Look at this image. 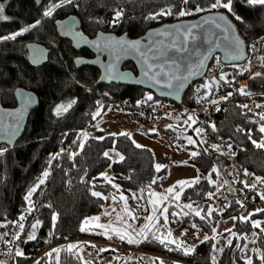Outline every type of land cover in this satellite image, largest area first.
Here are the masks:
<instances>
[{
  "label": "trees",
  "instance_id": "1",
  "mask_svg": "<svg viewBox=\"0 0 264 264\" xmlns=\"http://www.w3.org/2000/svg\"><path fill=\"white\" fill-rule=\"evenodd\" d=\"M52 2L58 0H42L41 6L35 0H0V3L5 4L3 15L9 17L8 20H0V37L10 36L29 27L37 20L41 21L37 27L23 32L15 40L0 39V104L4 108H15L17 106L15 94L21 88L35 93L40 101L38 109L28 120L24 136L12 147L0 143V149H7L0 156V225H7L0 226V233L4 230L3 233L9 234L4 237L1 247L4 249L22 240L14 241L11 245L5 242L18 230L15 224L22 214L26 219L22 221L25 227L21 238L29 233L31 224L36 219L43 222L39 226L37 238L23 244L24 256L16 257V264H35L36 261H40V264H55V254L53 258H49L45 253L68 244H78L79 251L83 248L94 249L95 247H92L94 244H90L87 240L94 243L106 239L99 234V230L90 229L81 232L80 227L86 217L101 215L107 203L106 199L93 197L91 191L101 192L109 198L115 195L117 199L122 193L128 198L131 206L134 201L132 194L136 193L138 197H143L138 201L147 209L146 213H150L152 205L148 203L149 193L154 192L155 184L152 181H165L169 175L168 169L156 171V159L151 149L136 148L132 138L126 136L112 137L104 131L97 130L89 137L103 136L104 140L88 138L82 151L72 143L81 130L86 131L103 120V114L108 111L112 100L137 104L150 92L116 84L96 87L100 72L94 68L77 70L74 64V60L78 57L90 59L94 55L87 50L76 52L70 41L60 37L56 22L74 16L80 22L79 30L91 39L99 32L116 36L126 34L129 39H138L150 29L183 20H194L209 13L201 12L184 17L169 15L149 20L146 19L149 14L168 6L176 5L173 12L178 11L182 6L180 0H74L73 5H65L57 9L51 17H44L43 12ZM210 2L211 0H190L187 7L189 10L194 9L197 4L206 7ZM233 8L246 23L236 21L223 8L218 11L213 10L211 13L228 15L248 48L253 42L264 37V7H249L241 3V0H234ZM117 9H123L124 14L119 22L113 24L111 21ZM31 43L43 45L50 50L49 60L43 67L36 68L29 62L28 45ZM216 60H220V57H215L211 65ZM240 66H247V62L227 66V71L231 72L230 75H235L237 67ZM124 69L137 73L133 63L126 65ZM254 84L251 82L249 90H255ZM192 96L191 86L184 93L182 105H191ZM67 99L74 100V105L64 115L56 116L54 110ZM101 104L103 105L101 114L94 120L93 114ZM239 106L240 104L233 102L223 107L215 118L216 131H206V138L201 133L200 140L194 136L196 132L193 131L183 134L187 138L191 137L195 143L191 146L187 143L178 149L188 147L199 153L191 157L189 163L198 170L197 176L200 179L199 183L183 190L178 202L180 207L176 206L175 201L169 205L168 227L172 230L173 237L175 233L191 229L194 223L203 235L207 234L211 237L214 235L212 228H217L222 219L239 217L242 207L236 201H240L242 195L246 197L254 195L257 200L260 199L264 185L257 184L261 189L259 192L244 188L240 181L248 182L255 176L264 177V149L254 147L247 137L250 131L252 139L260 141L264 134L259 133L258 129L264 121L243 114ZM238 127L244 131L238 132ZM83 139L81 137V140ZM228 143L233 145L232 151L236 153L235 156L222 155L221 152L210 147L217 144L223 151ZM113 147L124 156L123 161L113 162L103 155ZM61 148L65 153L49 165L51 155L59 152ZM204 149L208 151L205 152ZM69 151H79V155L74 160H70L67 155ZM223 152L227 153V149ZM213 167L218 169V174L212 172ZM244 169L254 176L245 177ZM45 170L50 171L51 174L31 197L36 210L28 214L26 212L28 202L24 197L38 179L42 178ZM108 171L111 172L110 178H114L113 183L120 186L119 191L100 177V173ZM209 177L213 183L208 182ZM220 180H223L224 186L217 191ZM208 192L215 193L212 199L207 198ZM237 193L240 196L233 199L226 210L213 212L210 221H201L194 215H181L178 218L171 215L172 212H181L182 206L189 203H192L193 207L198 205L206 211L209 205L212 206L214 199L234 197ZM151 199L155 200L154 196ZM47 204H51V208L44 207ZM133 207L136 208L135 214L138 219L141 218L142 213L136 206ZM184 211L188 210L184 209ZM53 212L58 214L54 230L51 220ZM177 219L179 222H176ZM50 231L53 232L51 237H49ZM233 231L238 236L247 234L248 237L254 238L253 240L256 241L253 244L254 248L264 252V233L256 232L258 235L253 236L256 229L252 228L250 221L245 223L237 219ZM236 244L243 246L246 240L235 237L232 246H226L223 252L219 253L213 248L214 240L210 239L203 243L200 240L195 244V252L189 256L183 255L182 251H169L152 239L136 247L124 243L123 249L141 252L138 255L140 264H159L161 259L157 256L178 262L173 264H213V257L216 264H245L243 257L246 253L236 248ZM170 247L174 249L176 245ZM112 251L111 249L105 251L103 255ZM252 259L253 264H261L254 252ZM60 264H85V262L83 259H77L75 255L61 251Z\"/></svg>",
  "mask_w": 264,
  "mask_h": 264
},
{
  "label": "snow or ice",
  "instance_id": "2",
  "mask_svg": "<svg viewBox=\"0 0 264 264\" xmlns=\"http://www.w3.org/2000/svg\"><path fill=\"white\" fill-rule=\"evenodd\" d=\"M190 3V0H180V6L178 8V11L173 12V8L177 7L176 5L168 6L165 8H162L160 11L156 13H151L149 14L146 19L149 20H155L158 17H163V16H169V15H176L178 17H184L187 15H194L196 13H201V12H209L211 13L213 10H219L221 8L225 9L227 13L231 14L234 19L240 23H246L244 21V18L240 15H237L234 11L233 4L234 0H211L209 4H207L206 7L201 6L199 4L195 5L194 9L189 10L188 5ZM241 3L246 4V6H261L264 7V0H241ZM74 0H58V2H52L48 5L46 10L43 12L44 17H51L53 13L65 5H73ZM4 12V4L0 3V20H8L9 17L3 15ZM123 9H117L114 11V17L111 23L115 24L119 22V20L123 17ZM41 23L40 20H37L34 24L30 25L29 27H25L22 29V31H18L10 36H5V37H0L2 40H15L17 36L22 35L23 32H28L30 28H35L37 25ZM204 25H208L207 29H205V34L203 35V41L207 43L208 45L213 44L212 37L216 35V32L219 31L221 33H224L223 35V40L226 42L224 47H225V53L226 57L230 60H239L243 58V44L244 41L240 38L239 35L236 34L235 32V27L232 24V22L229 20L228 15L226 14H219V15H208L205 17L200 24H192V25H173L171 29L164 30L160 33H157V35H163L166 37H170V41L168 44V48L174 49L176 52H183L187 53L189 51V43H195L198 39H201L200 36L196 35L194 33V29L196 28H202ZM67 31L74 36L77 37L78 42L83 41L85 43H88V41L79 33H73L72 32V25H66ZM151 36V34H150ZM104 44L101 45L99 42H94L96 43L97 47H104L105 49L109 50L110 52L116 53V59H120V56L122 53H138L142 60H143V74L149 81L152 82L153 85H160L163 88L167 89H175L179 90L184 87L185 82L189 79L190 76L194 75L195 73L193 72V67L195 68H203L205 67V61H207L213 51L212 47H209L207 49L206 54H202L199 52L196 48L192 49L193 55H195L198 59L195 65L189 64L187 66V75H184L181 70H180V65L175 61L172 60L171 63L167 62H161V63H154L151 61H156L160 58V56L166 55L164 51H162L160 48L154 47L153 44L156 42H150L148 46L142 45L141 40H128V39H115L114 37H105L104 38ZM159 43L163 44V41H160ZM215 47H220V44L217 43ZM253 48H255V45H252ZM151 53V55H149ZM42 53L40 50H35L34 56H33V61L37 62L41 58ZM170 59V58H169ZM217 64H219V60H217ZM249 69H243L242 71H247ZM108 72H109V77L110 78H126L128 74L126 73H118L115 71V65L114 64H109L108 66ZM264 75L260 72H256L253 74L254 77H258ZM219 80L223 81L225 80V75L221 74L219 77ZM176 82L175 84L173 82ZM218 83L215 78L212 79L210 83H206L203 85L205 89L208 91L206 92L205 96L201 97L200 99H206L208 96L211 95V90L213 84ZM199 91V89L197 90ZM238 91L242 95H250V93L245 91V87H241L238 89ZM232 95L231 92H229L226 96L220 97V100H227L230 96ZM153 99L152 95H148L146 97V101H151ZM31 98H27L25 107H27V104L30 103ZM143 101V102H146ZM143 102H138L143 103ZM197 102H200L198 100ZM212 105H218L219 101L216 99H211L208 101ZM75 103V101L69 102L66 106L65 105H58L55 109L56 114L60 115L61 112H66L72 104ZM101 107L93 114V119L95 120L97 116L101 114ZM242 109H249V106L247 104L245 105H240ZM257 108H262L264 105L257 104ZM217 111H220V108H216ZM251 111V109H249ZM24 109H21V112H23ZM260 121H264V112L258 113ZM187 121H191L195 123V117L193 115H189L187 118ZM186 121V122H187ZM95 127L98 128V130L103 131V129L99 128V125H95ZM213 131H216V126L214 124L210 125ZM0 131H3V125L0 124ZM156 129H150V132H156ZM198 134L203 131V129L196 128L194 129ZM238 132H243L244 130L241 128H237ZM259 133L264 134V123H261L258 129ZM10 135L15 134V129H12L9 133ZM109 136L112 137H117V136H126L129 139H131V133H128L126 131H121L119 133H109ZM81 137L84 139L81 140ZM248 139L251 141V143L256 147L257 149H264V135H262V138L260 141L252 139L251 132L249 131L247 133ZM88 138H93L97 140H104L105 137L100 136V137H89V134L81 130L80 133L77 135V139L73 140L72 143L76 144L78 149L80 151L83 150L84 144ZM188 143L193 144L195 141L192 140L191 137H188ZM77 141L79 143L77 144ZM133 144L135 145L136 148H143L144 146L136 143L134 140L132 141ZM213 150L221 152V154H228L230 156H235L236 153L232 151L233 145L231 143H228L227 145V153L223 152L221 150L220 145L213 144L210 146ZM7 149H0V156L6 152ZM110 151L115 152V148L113 147ZM205 152L208 151V149H204ZM65 153V150L61 148V150L55 154H52L50 159H49V165H51V162L53 160H57L60 158L63 154ZM68 158L70 160H74V158L79 155V151H69L67 153ZM103 155L108 158L112 159V157L109 155V151H105ZM116 155L119 157V161L124 160V156L121 155L120 153H116ZM199 155L198 152H192L191 156L195 157ZM116 162V161H113ZM184 164H187V161L183 162ZM164 167L160 164H157L155 166L156 171H160V169ZM198 171V170H197ZM212 172H215L218 174V169L213 167ZM50 171L45 170L42 173V178L38 179V182L29 189L27 195L24 197L25 201L28 202V207L26 209V212L28 214H31L33 211L36 210L34 202L31 200V197L33 196L34 193L37 192V190L40 188L41 185L45 183V179L50 175ZM86 175V173H85ZM243 175L245 177L249 175H253L252 173H249L247 169L243 170ZM100 177L105 180L106 183L111 184L113 188H116L119 191L120 186L113 183L114 178H110L107 173H100ZM199 176L194 178L191 181H178L177 183L181 186L180 191H175L176 185H173L165 190L164 194H157L155 192L149 193V200L148 203L152 205V210L151 213L145 217V220L147 223L143 226L140 227V229L137 231L132 224H130L128 221L129 220H136L138 217L133 214V211L128 207L127 205V200L128 198L125 197L122 193L119 195V201H123V206L121 208V212L117 213L116 215V220L120 224V227H113L112 222L110 221L108 225L104 224H95V228L103 229V232L99 233L101 235H104L108 239H113V237L118 238L122 242H126L127 244H140L144 241H147L149 239H152L154 241H157L159 244L163 245L165 248H168L169 251H182L183 255L189 256L192 255L195 252L196 245H187L185 242L180 241L179 243L177 242V239L173 237L172 230L168 227L169 224V216H168V210L169 206H166L164 204L165 201H175L177 202L176 206L180 207L179 205V200H180V195L183 192V186L188 185L192 186L193 184L199 183ZM83 181V178H82ZM209 183H213V181L208 178ZM152 183H155V180L152 181ZM227 183V181H225ZM240 183L243 184L244 188H249L252 190H256L257 184L264 185V177H259L255 176L254 177V182L252 184H249L246 180H241ZM95 187V185H93ZM143 191V190H141ZM217 191H219V188H217ZM91 195L93 197H98L102 199H108L109 197H106L103 195V193L98 192V191H91ZM215 193L213 192H208L206 193V196L208 199H212ZM152 196H159V200H152ZM111 199L113 200V203L117 202V197L115 195L111 196ZM132 199H143L142 196L138 197L136 193L132 194ZM260 199L264 200V193L260 194ZM237 204H240L241 207H243V204L241 201L237 200ZM159 205V207L157 206ZM141 205H137L139 208ZM230 204H226L224 207H229ZM44 207H49L51 208V204L44 205ZM184 209H187L188 211H184ZM147 210V209H145ZM217 211L215 208H213L211 205L208 206L207 210L205 211L204 209L200 208L198 205L196 207H193L192 203L189 204H184L181 208V212H172L171 215L175 218L180 217L181 215L183 216H189V215H194L199 217L201 221H210L213 215V212ZM222 211V209H221ZM112 212H116V208H112L111 212H105V215L110 216ZM256 212H264V209H257ZM121 213H124L125 215H122ZM158 213V214H157ZM203 213V214H202ZM252 214H249L248 217L245 216H240V217H231L233 220H240L241 222H248L250 220ZM163 217L164 224L161 226L164 228V231H160V228L157 227L159 224L160 218ZM26 219L25 215H21L19 217V221L16 222L15 227L18 229L15 233L12 234L11 239L5 241L7 244L11 245L14 241H18L21 239V235L24 234V224L22 221ZM58 219V214L53 212L51 216L52 220V227L53 230L55 228L56 221ZM100 217H86L85 220L82 222V225L80 227V231H89L90 229L86 228L85 225H88L90 221H99ZM176 222H179L177 219ZM42 221L39 219H36L34 223L31 224V229L32 231L27 234V241H32L37 238L36 236V229L42 225ZM0 226H7V225H0ZM251 226L252 228L256 229L259 228L261 233H264V227H261V222L260 221H251ZM192 228L197 229L196 233H194L196 239H200L199 237V229L198 226L194 223L191 225ZM155 229V231H153ZM226 232L230 234L231 237H237V238H242V239H247V234H238L234 232L232 229H225ZM212 232L214 235L211 237L207 234L204 235L203 240H201V243L208 241L210 239L215 240L217 235H221L220 233H217L216 227L212 228ZM9 235L8 233H4L0 235V240H3L5 236ZM53 235V232H49V237ZM182 235H187V229H184L182 231ZM253 236L258 235L257 233H253ZM139 237V238H137ZM253 244L256 243L255 240L251 241ZM227 246L231 247L232 246V239L227 238L226 240ZM170 245H176V247L173 249L170 247ZM79 245L78 244H68L67 246H62L59 248H53L49 252L45 253V256L49 258H53V254H55V264H60V253L61 251H65L69 254L75 255L77 259L82 260L83 258L79 255ZM92 247H95V245H92ZM236 248L240 249L242 253L247 249V244H244L243 246L240 244L235 245ZM213 248L216 251L223 252V248L216 249V246L213 245ZM107 248H102L100 251H107ZM252 252L256 253L259 260L261 261V264H264V252H261L257 248L251 249ZM15 256L16 257H23L24 252L17 247L15 249ZM244 262L245 264H253V259L250 256L244 255ZM35 264H40V261H36ZM87 264V262H85ZM159 264H163V261H159ZM213 264H216L215 258L213 257Z\"/></svg>",
  "mask_w": 264,
  "mask_h": 264
},
{
  "label": "water",
  "instance_id": "3",
  "mask_svg": "<svg viewBox=\"0 0 264 264\" xmlns=\"http://www.w3.org/2000/svg\"><path fill=\"white\" fill-rule=\"evenodd\" d=\"M35 1L38 3L39 6L42 5V0H35ZM219 14H223V13H208L194 20H183L171 24H164L160 27L148 30L144 34V36L138 38L139 40H141L142 45L144 46H148L150 42H156L153 44V46L160 48L162 51L166 53V55L160 56L158 60L151 62L171 63L172 60H175L180 65V70L184 75H187V70H186L187 66L189 64L195 65L198 59L192 53L193 48H196L202 54H206L207 49L209 47L213 48L210 58L207 61H205V67L203 68L193 67V72L195 74L190 76L189 79L185 82L184 87L179 89L178 91L175 89L163 88L160 85H153L152 82L149 81L147 77H145L143 74V69H144L143 60L138 53H134V52L122 53L120 59L117 60L116 53L110 52L104 47H97L96 43H94V42H99L101 45H103L105 42L104 38L109 36L114 37L117 40L121 38L128 40H137V39H129L126 34H123L121 36H116L114 34H107L102 32H99L96 37L91 39L88 36H86L82 31L79 30L80 22L74 16H70L65 20L57 21L55 25L59 32L60 37L70 41L72 48L76 52L80 53L84 50H87L92 55H94V57L90 59L84 57H78L74 60V64L77 70H81L83 68H94L100 72V76L96 83V87L116 84V85L132 87V88H139L152 92L159 99L169 100L177 105H182L184 93L193 84L204 79V77L208 72L210 64L215 57L219 56L221 62L227 66H234L244 63L247 60V56H248L246 43L240 37L244 41L243 58L239 60H230L226 57V53H225L224 45L226 42L223 40L224 33L217 31L216 35L212 37L213 40L212 45H208L203 41L202 37L205 34V29H207L208 25H204L202 28L194 29V33L200 36L201 39H198L194 44L190 42L188 45L189 51L187 53L176 52L174 49L168 48L167 46L169 44L170 37L157 35V33H160L167 29H171L173 25L200 24L201 21L208 15H219ZM69 24L72 25V32L81 34L88 41V43H85L83 41L78 42L77 37L67 31L66 25ZM235 32L237 35H239L236 27H235ZM160 41H163V44L159 43ZM217 43L220 44V47H215ZM35 50H40V52L42 53L41 58L37 62L33 61ZM28 51H29V62L31 63L32 66L36 68H40L47 64L50 56V50L47 49L45 46L37 43H31L28 45ZM149 55H151V53H149ZM130 63H133L135 65V67L137 68V73L124 69V67ZM109 64L115 65L116 72L128 74L126 78L123 79L110 78L108 72ZM173 83L175 84L176 82L174 81ZM15 96L17 100V106L15 108L13 109L4 108L0 104V124L3 125V131H0V143L9 147L14 146L24 136L28 120L31 114L38 109L40 103L39 98L35 93L22 88L17 90ZM29 97L31 98V101L30 103L27 104V107H25L26 100ZM21 109H24V111L21 112ZM12 129H15L14 135L9 134Z\"/></svg>",
  "mask_w": 264,
  "mask_h": 264
},
{
  "label": "rangeland",
  "instance_id": "4",
  "mask_svg": "<svg viewBox=\"0 0 264 264\" xmlns=\"http://www.w3.org/2000/svg\"><path fill=\"white\" fill-rule=\"evenodd\" d=\"M5 6V4H4ZM74 101V100H65L62 104L60 105H67L69 102ZM74 103L72 104V106ZM71 106V107H72ZM71 107L66 111V112H61L60 115L56 114V111L54 110V114L56 116H61L67 113ZM103 120L98 121L97 125H99L100 129H103V131L109 135V133H119L121 131H126L128 133H131V138L134 140L136 143H139L143 145V148H149L154 152L155 159H156V165L160 164L164 167L162 169H168L169 175L168 178L165 181H156L154 184V192L157 194H164L165 190L173 185H176L175 191H180L181 186L177 183L178 181H191L194 178L197 177L198 171L195 167H193L189 163V159L192 157L191 153L195 152L192 148H185V149H171L168 148L165 143L163 142L162 138L157 136L155 132L150 133V129L153 128H148L145 126H142L138 123H135L134 121H129L127 118H124L119 111L114 108L113 106L108 108V111H106L103 114ZM193 123V122H192ZM98 130L97 127H90L86 132L89 135H94L95 132ZM196 137H198L201 140L202 134L201 133H195ZM191 146V144H189ZM118 151L112 152L109 150V155L112 157V161L119 162V157L116 155ZM119 153V152H118ZM187 161V164H184L183 162ZM107 175L110 177L111 172L108 171L106 172ZM224 186L223 180H220L218 183V188H222ZM188 187V185L183 186V190ZM261 193H264L261 192ZM154 199L156 201L159 200V196H154ZM240 201L243 204L242 211L239 215L240 216H245L248 217L249 214H252L250 217V222L251 221H260L261 222V227H264V212H256L257 209H264V200H257L255 196H249L246 197L244 195L241 196ZM174 201L169 200L165 201L164 204L166 206H169L171 203ZM107 207L104 210V212L99 215L100 217L99 221H90L88 225H85L86 228L88 229H93L94 231L99 230V232H103V229L95 228V224H104L108 225L109 222L111 221L113 224V227H120V224L116 220V215L117 213L121 212V208L123 206V201H119L117 199L116 203H113V200L111 198L106 199ZM135 204V205H134ZM141 205V203L134 199L132 202V206L130 202L127 200V205L128 207L133 211V214H135V207L137 205ZM159 206V205H157ZM112 208H116V212H112L110 216L105 215V212H111ZM138 208V207H137ZM146 208L141 205L138 208V211L142 213V217L139 219H136L134 221L129 220L128 222L132 224V226L138 231L141 226L145 225L147 221L145 220V217L148 216L150 213H146ZM122 215H125L124 213H121ZM158 214V213H157ZM97 217V216H95ZM237 220H233L230 218L228 219H222L217 228L216 231L217 233H220L221 235H217L216 239L214 240L216 249L219 248H225L227 246L226 240L227 238H231L232 241L234 240L235 237H231L228 232L225 231V229H232L235 226ZM164 224L163 217L160 218L159 224L157 227L160 228V231H164V228L161 227ZM38 229H36V236L38 234ZM4 230L1 232L3 233ZM18 231V230H17ZM32 229L29 231L31 232ZM155 231V229H153ZM197 229L191 228L187 230V235H182L181 232L175 233V237L178 242L185 241L187 245H195L198 241L202 240L204 235L199 231V237L200 239H196L194 233H196ZM16 232V231H15ZM14 232V233H15ZM256 232H261L259 228H256ZM0 233V235H2ZM4 234V233H3ZM103 237L106 239V241H97V242H89L90 244H94L95 248L92 250L88 249H81L79 251V254L83 258L84 262H87V264H140L138 260V255L141 253L137 250H125L123 249L124 243L120 241L118 238L113 237V239H108L104 235ZM139 238V237H137ZM22 240L13 246L2 248L1 244H3V240H0V263L1 264H16V256H15V249L19 247V249L22 250L23 244L27 240V234L24 236V238H21ZM254 239V238H253ZM252 238L247 236L246 244H247V249L245 250V253L247 256L252 257L253 252L251 249L254 248V245L251 241H253ZM9 240V239H8ZM86 241V240H84ZM127 244V243H126ZM139 244H129L131 247H136ZM102 248H107L108 250H113L110 254L103 255L105 251H100ZM107 250V251H108ZM219 253V251H217ZM161 261H163V264H173V263H178L176 261H173L172 259H168L166 257H160L157 256Z\"/></svg>",
  "mask_w": 264,
  "mask_h": 264
},
{
  "label": "built area",
  "instance_id": "5",
  "mask_svg": "<svg viewBox=\"0 0 264 264\" xmlns=\"http://www.w3.org/2000/svg\"><path fill=\"white\" fill-rule=\"evenodd\" d=\"M255 45V48L252 47ZM247 66L237 67L235 75H230L231 72L227 71V65L217 60L209 67L208 72L203 80L192 85L193 96L190 99L191 105L183 106L177 105L169 100L159 99L152 92L148 95H152L151 101L143 103L133 104L129 101H117L112 100L110 107L116 108L119 113L127 118L129 121H134L142 126L156 129L157 136L162 138L163 142L168 148L178 149L184 147L187 143V137L183 134L189 133L196 128L203 129L201 132L206 138L208 130L213 131L210 125H215V118L219 111L229 103H238L240 105L247 104L249 109H242L243 114L251 115L259 119L258 113L264 112V107L257 108V104L264 105V75L254 77L253 74L260 72L264 74V37H261L256 42H253L247 48ZM244 62V63H245ZM243 64V63H242ZM243 69H249L242 71ZM221 74L225 75V80H219ZM215 78L218 83L213 84L211 95L206 99H200L205 96L208 91L203 87L206 83H210ZM251 82L255 83L254 89L249 90ZM245 87V91L250 95H242L238 89ZM199 89V91H197ZM229 92L232 95L227 100H220V97L226 96ZM147 95V96H148ZM146 96V97H147ZM216 99L219 101L218 105H212L208 101ZM200 100V102H197ZM102 105V104H101ZM103 106V105H102ZM189 115L195 117V123L187 121ZM187 121V122H186ZM205 140V139H204ZM227 148H223L226 151ZM254 178L249 179L248 183L252 184ZM256 190L261 192L258 185ZM240 196L239 193L230 198H217L212 201V206L216 210L224 211L228 207H224L226 204H230L233 199H237Z\"/></svg>",
  "mask_w": 264,
  "mask_h": 264
},
{
  "label": "crops",
  "instance_id": "6",
  "mask_svg": "<svg viewBox=\"0 0 264 264\" xmlns=\"http://www.w3.org/2000/svg\"><path fill=\"white\" fill-rule=\"evenodd\" d=\"M152 134V132H150Z\"/></svg>",
  "mask_w": 264,
  "mask_h": 264
}]
</instances>
